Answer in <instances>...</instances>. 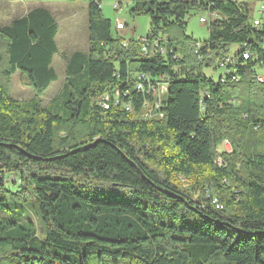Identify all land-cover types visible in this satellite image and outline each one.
Returning <instances> with one entry per match:
<instances>
[{
	"label": "trees",
	"instance_id": "obj_1",
	"mask_svg": "<svg viewBox=\"0 0 264 264\" xmlns=\"http://www.w3.org/2000/svg\"><path fill=\"white\" fill-rule=\"evenodd\" d=\"M84 1L88 54L68 59L64 87L47 106L40 97L58 80V23L39 8L0 27V264H90L97 254L129 264H264V150L256 147L264 33L250 4L132 0L130 14L148 17L147 37L165 49L142 55L139 42L114 36L103 0ZM196 11L219 16L204 43L185 33ZM245 45L258 60L242 59ZM227 58L218 81L203 75ZM17 73L35 99L13 98ZM141 74L167 84L161 119L140 118L152 100L134 89ZM225 140L231 153L220 150ZM27 209L42 235L22 219Z\"/></svg>",
	"mask_w": 264,
	"mask_h": 264
},
{
	"label": "rangeland",
	"instance_id": "obj_2",
	"mask_svg": "<svg viewBox=\"0 0 264 264\" xmlns=\"http://www.w3.org/2000/svg\"><path fill=\"white\" fill-rule=\"evenodd\" d=\"M117 2L120 4L119 11L114 10V5ZM131 6L132 0H103L102 12L107 19L112 21L114 36L122 37L121 35H127L125 36V41L138 42L144 40L148 36L151 20L146 16H132L130 14ZM37 8L48 10L59 26V34L56 39L58 54L55 56L53 62V68L56 71L58 80L40 97L42 105L47 106L59 95L64 87L68 59L75 53L88 54V4L84 0H74L69 3L0 0V27L10 26L14 20L27 15L30 11ZM202 16L204 15L201 11H196L186 18V35L199 43H204L209 39L208 26L200 22ZM118 20L126 25L127 28L125 31L116 30L115 25ZM234 49L233 47V50ZM202 73L207 78L218 81L223 71L219 68L217 70L206 68L202 70ZM8 87L13 98L19 102L25 103L36 97L31 87L28 86L27 81L19 73L11 78ZM157 100L158 97L154 102H157ZM132 111L133 110H131L130 113H132ZM146 114H151V118L147 120L158 118L156 111L149 108L142 111L140 118L143 119V116ZM256 138L258 142L256 147L263 151L264 133L260 132ZM227 143H229V146H226ZM220 150L231 153L233 148L231 143L225 140L220 146ZM9 179L13 182L15 180L13 178ZM183 183L187 185L185 181H183ZM22 219L24 221L35 222L42 235L41 231L43 229V224L40 217L38 218L33 210L27 209V213L22 215ZM90 264H129V260L122 257L114 258L97 254L91 257Z\"/></svg>",
	"mask_w": 264,
	"mask_h": 264
},
{
	"label": "built area",
	"instance_id": "obj_3",
	"mask_svg": "<svg viewBox=\"0 0 264 264\" xmlns=\"http://www.w3.org/2000/svg\"><path fill=\"white\" fill-rule=\"evenodd\" d=\"M239 3H249L251 8H252V23L253 27L256 28L257 30H261L264 33V0H237ZM114 10L119 11L120 10V4L117 2L114 5ZM256 14V16H255ZM210 18L212 19H217L219 16L217 14H213L210 17L207 15H204L200 18V22L204 25H209L210 24ZM115 28L117 31H125L126 30V25L122 23L120 20L116 22ZM263 41V47H264V34L261 37ZM141 44V50L140 54L142 55H149V54H164L165 49L162 47V43L160 39L156 38H151V37H146L144 40L138 41ZM128 42H124V46H127ZM243 51L242 54H247V60H258V56L256 53H253L247 48V46H243L241 48ZM232 61V58H227L224 61L219 63V68L221 70H225L228 66V64ZM258 81L263 82L264 77L263 75L258 76ZM134 89L137 92L151 95L152 100H146L144 102V108L145 109H152L155 110L157 113L158 118H163V114L159 111L160 110V105L162 102V97L164 94L167 92V84L165 83L163 78H158L156 81H151L150 77L141 74L137 77L136 81L134 82ZM128 95V91L125 92ZM115 97H120V93H116ZM158 97L157 102L154 100ZM104 99L109 101V96H104ZM130 104V103H128ZM131 105V104H130ZM149 118L151 117V114H148ZM226 146H229V143L226 144ZM219 163L221 164V160H219Z\"/></svg>",
	"mask_w": 264,
	"mask_h": 264
},
{
	"label": "bare ground",
	"instance_id": "obj_4",
	"mask_svg": "<svg viewBox=\"0 0 264 264\" xmlns=\"http://www.w3.org/2000/svg\"><path fill=\"white\" fill-rule=\"evenodd\" d=\"M263 48H264V47H263ZM263 48H262L261 50H263ZM241 56H242V59L247 60V54H242ZM106 101H107V100H105L104 106H105L106 109H108L109 107H108ZM126 108H127V110H130V109H131L130 106H126ZM144 118H145V119H149L148 114H146V115L144 116ZM150 118H151V117H150Z\"/></svg>",
	"mask_w": 264,
	"mask_h": 264
},
{
	"label": "crops",
	"instance_id": "obj_5",
	"mask_svg": "<svg viewBox=\"0 0 264 264\" xmlns=\"http://www.w3.org/2000/svg\"><path fill=\"white\" fill-rule=\"evenodd\" d=\"M37 9H39V8H37ZM34 10H35V9H34ZM32 11H33V10H32ZM30 12H31V11H30ZM30 12H29V13H30ZM29 13H28V14H29ZM28 14H27V15H28ZM25 16H26V15H25ZM23 17H24V16H23ZM20 18H22V17H20ZM20 18H18V19H20ZM16 20H17V19H16ZM14 21H15V20H14ZM14 21H13V22H14ZM121 36H122L121 38H123V39L125 40V36H127V35H125V36H124V35H121Z\"/></svg>",
	"mask_w": 264,
	"mask_h": 264
}]
</instances>
